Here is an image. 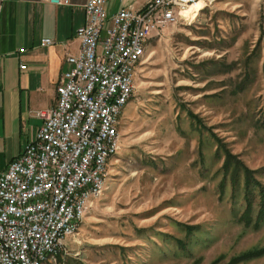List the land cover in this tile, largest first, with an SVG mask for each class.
I'll return each mask as SVG.
<instances>
[{"label": "rangeland", "instance_id": "1", "mask_svg": "<svg viewBox=\"0 0 264 264\" xmlns=\"http://www.w3.org/2000/svg\"><path fill=\"white\" fill-rule=\"evenodd\" d=\"M192 21L148 41L108 188L65 264H232L264 249L259 188L247 225L245 175L225 168L234 156L264 187V0H217Z\"/></svg>", "mask_w": 264, "mask_h": 264}, {"label": "built area", "instance_id": "2", "mask_svg": "<svg viewBox=\"0 0 264 264\" xmlns=\"http://www.w3.org/2000/svg\"><path fill=\"white\" fill-rule=\"evenodd\" d=\"M107 1L87 0L86 22L76 33L80 52L66 59L58 102L36 112L42 124L35 139L0 175V264H63L66 241L108 188L121 117L148 41L191 24L186 11L198 18L217 0H148L141 11L113 15ZM53 43L42 40L45 47Z\"/></svg>", "mask_w": 264, "mask_h": 264}, {"label": "crops", "instance_id": "3", "mask_svg": "<svg viewBox=\"0 0 264 264\" xmlns=\"http://www.w3.org/2000/svg\"><path fill=\"white\" fill-rule=\"evenodd\" d=\"M147 2L108 0L106 9L109 15L123 8L141 11ZM86 3L0 0V175L35 139L42 124L36 112L56 106L66 59L80 52L76 33L86 22ZM47 38L53 45L42 46Z\"/></svg>", "mask_w": 264, "mask_h": 264}, {"label": "trees", "instance_id": "4", "mask_svg": "<svg viewBox=\"0 0 264 264\" xmlns=\"http://www.w3.org/2000/svg\"><path fill=\"white\" fill-rule=\"evenodd\" d=\"M236 157L231 156V155H227V160L225 163V168H226V172H228L229 170L233 169V179L236 182L240 173H243L245 175L246 178V183H247V209L246 212L243 216V221H246V224L249 225L252 222V217L251 214L254 211V207H253V201L251 199V196L249 195V193H251V189H254V187L259 188V194L261 197V201H260V208H259V212H258V217L255 221V226L258 227L262 224V221H264V187L262 186V184L257 181L254 177L255 175V171H251L247 168L244 167V165H242L240 162H238L236 159ZM264 254V249H262L261 251H253V252H249L246 253L238 258H236L234 260V263H242L248 260H251L253 258H257L260 257ZM232 263V264H234Z\"/></svg>", "mask_w": 264, "mask_h": 264}, {"label": "bare ground", "instance_id": "5", "mask_svg": "<svg viewBox=\"0 0 264 264\" xmlns=\"http://www.w3.org/2000/svg\"><path fill=\"white\" fill-rule=\"evenodd\" d=\"M185 15L187 17H189L190 20H192L195 17H197L198 13H197V11H193V9H190V10L186 11Z\"/></svg>", "mask_w": 264, "mask_h": 264}]
</instances>
